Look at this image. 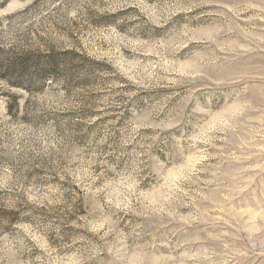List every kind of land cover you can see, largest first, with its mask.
I'll use <instances>...</instances> for the list:
<instances>
[{
	"label": "rangeland",
	"instance_id": "374dc122",
	"mask_svg": "<svg viewBox=\"0 0 264 264\" xmlns=\"http://www.w3.org/2000/svg\"><path fill=\"white\" fill-rule=\"evenodd\" d=\"M0 264H264V0H0Z\"/></svg>",
	"mask_w": 264,
	"mask_h": 264
}]
</instances>
